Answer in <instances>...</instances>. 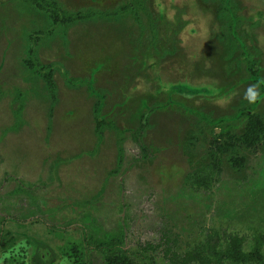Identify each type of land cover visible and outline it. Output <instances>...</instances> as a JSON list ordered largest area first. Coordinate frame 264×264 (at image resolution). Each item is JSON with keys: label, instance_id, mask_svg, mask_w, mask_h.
Listing matches in <instances>:
<instances>
[{"label": "rangeland", "instance_id": "1", "mask_svg": "<svg viewBox=\"0 0 264 264\" xmlns=\"http://www.w3.org/2000/svg\"><path fill=\"white\" fill-rule=\"evenodd\" d=\"M46 1L97 16L0 0V264H89L86 232L155 264L264 238V0Z\"/></svg>", "mask_w": 264, "mask_h": 264}, {"label": "trees", "instance_id": "2", "mask_svg": "<svg viewBox=\"0 0 264 264\" xmlns=\"http://www.w3.org/2000/svg\"><path fill=\"white\" fill-rule=\"evenodd\" d=\"M32 5L39 8L41 11L48 12L49 15L52 16L53 21L56 24L62 25H70L76 23L78 21H84L85 19H89L91 17H96L97 14L89 12L87 13H79L71 14V13H60L58 6L54 3L47 2L46 0H27ZM139 7L144 12H146V6L144 0H132V2L126 3L120 8L121 12H132L134 13V8ZM115 13H111L113 15ZM136 15V14H135ZM136 19L137 16H136ZM40 68L44 71L49 69L47 66L40 65ZM251 73L255 75V66H251ZM44 79H46L47 85L50 90L55 88L54 82L52 80V75L50 70L47 74H42ZM27 101V95L23 93H17L14 96V108L12 109V116L14 119L13 126L11 127L12 131H16L22 125V114L25 108V104ZM93 118L95 120L96 132L101 134L103 129V120L99 116V107L95 104L93 109ZM147 122V114H144L142 117V122L140 123L139 132H141L144 128L145 123ZM123 149L119 148V161L122 156ZM4 223L5 220L0 222V248H3L5 242L3 241L4 235ZM220 230H212L206 240L199 244L195 249L190 252H187L184 255L186 259L189 257L190 259L196 261L198 264H224L225 261L231 264H248V263H257L258 261H263L264 264V238L258 237V233L262 231H256V237L253 239L252 248L247 251L244 249V238L239 237L238 235L230 234L227 239L220 238ZM216 237L214 240L212 238ZM113 237H109L111 240ZM100 239L94 236L92 232H86L85 242L88 249L89 256V264H155L153 259H149L147 262H142L139 259V255H134L125 251L123 246L118 241H109ZM221 242V243H220ZM101 256V257H100ZM183 258V259H184ZM139 259V260H138ZM258 262V263H259ZM44 264V263H42Z\"/></svg>", "mask_w": 264, "mask_h": 264}]
</instances>
